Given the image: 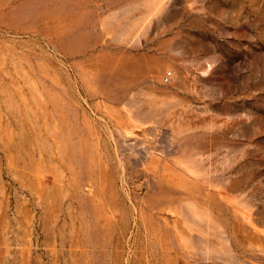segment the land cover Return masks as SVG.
I'll list each match as a JSON object with an SVG mask.
<instances>
[{"label":"rangeland","instance_id":"obj_1","mask_svg":"<svg viewBox=\"0 0 264 264\" xmlns=\"http://www.w3.org/2000/svg\"><path fill=\"white\" fill-rule=\"evenodd\" d=\"M0 264H264V0H0Z\"/></svg>","mask_w":264,"mask_h":264},{"label":"built area","instance_id":"obj_2","mask_svg":"<svg viewBox=\"0 0 264 264\" xmlns=\"http://www.w3.org/2000/svg\"><path fill=\"white\" fill-rule=\"evenodd\" d=\"M172 72H166L165 74H164V76H163V81L164 82H169L170 80H171V78H172Z\"/></svg>","mask_w":264,"mask_h":264}]
</instances>
